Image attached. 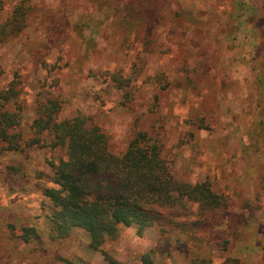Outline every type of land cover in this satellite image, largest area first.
Masks as SVG:
<instances>
[{"label":"rangeland","instance_id":"374dc122","mask_svg":"<svg viewBox=\"0 0 264 264\" xmlns=\"http://www.w3.org/2000/svg\"><path fill=\"white\" fill-rule=\"evenodd\" d=\"M194 1L1 0L0 86L15 72L28 85V120L58 99L60 119L84 115L117 151L145 132L179 181L209 184L228 207L199 243L135 226L102 251L82 229L53 241L35 184L62 152L0 147V264H264V0H207L196 20L182 9Z\"/></svg>","mask_w":264,"mask_h":264},{"label":"trees","instance_id":"16d2710c","mask_svg":"<svg viewBox=\"0 0 264 264\" xmlns=\"http://www.w3.org/2000/svg\"><path fill=\"white\" fill-rule=\"evenodd\" d=\"M206 6L207 0H197L182 9L196 20ZM7 37V26L0 23V43ZM13 77L0 86V147L24 153L32 147L43 148L49 141L50 150L63 154L46 160V173L38 174L35 184L53 241L82 229L89 235L90 247L102 251L107 241L119 237L122 228L135 226L140 235L155 228L161 244L183 238L186 244L193 239L199 243L202 239L197 234L205 219L220 215L221 221L225 220V199L207 183L179 181L174 165L162 157L160 140L140 132L117 151L102 129L88 124L84 115L60 119L58 99L38 100L35 117L28 120V85L17 72ZM234 221L228 219L226 226L236 230ZM25 232L24 241L28 242L29 233L35 230ZM223 244L227 250V242ZM106 260L119 264L107 254ZM142 264H153L151 254L143 255ZM227 264H240V260L229 259Z\"/></svg>","mask_w":264,"mask_h":264}]
</instances>
